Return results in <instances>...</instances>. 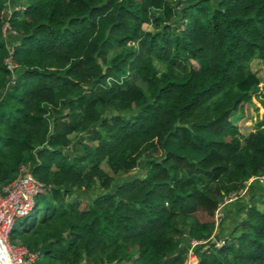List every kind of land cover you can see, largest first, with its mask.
<instances>
[{
	"label": "trees",
	"instance_id": "obj_1",
	"mask_svg": "<svg viewBox=\"0 0 264 264\" xmlns=\"http://www.w3.org/2000/svg\"><path fill=\"white\" fill-rule=\"evenodd\" d=\"M5 1L0 184L21 164L47 184L9 241L37 250L34 264H183L188 247L190 264H264L253 184L213 231L224 197L264 175V109L245 124L251 97L264 107L250 68L264 59V0L15 1L12 82ZM138 159L140 174L117 178Z\"/></svg>",
	"mask_w": 264,
	"mask_h": 264
},
{
	"label": "built area",
	"instance_id": "obj_2",
	"mask_svg": "<svg viewBox=\"0 0 264 264\" xmlns=\"http://www.w3.org/2000/svg\"><path fill=\"white\" fill-rule=\"evenodd\" d=\"M22 6V4H18L8 9H2L1 34L7 41L2 62L10 72V82L16 76L17 64L12 57L13 45L16 41L8 40V37L15 33L9 25L8 17L11 8L17 9ZM257 176L260 178L259 175ZM46 187L47 184L34 177L23 164L19 165L11 180L0 184V264H34L38 255L37 250L29 249L20 243H11L8 232L13 220L28 212L34 195L44 192ZM235 196V194L229 195L228 200ZM218 208L219 205L213 211L214 226L217 225L214 213Z\"/></svg>",
	"mask_w": 264,
	"mask_h": 264
},
{
	"label": "rangeland",
	"instance_id": "obj_3",
	"mask_svg": "<svg viewBox=\"0 0 264 264\" xmlns=\"http://www.w3.org/2000/svg\"><path fill=\"white\" fill-rule=\"evenodd\" d=\"M8 4L12 5H18L17 3H15V1H20V0H13L11 2V0H6ZM9 5V6H10ZM142 27L144 29H149V30H152V27L150 24L148 23H143L142 24ZM7 43V41L5 40L4 41V44ZM128 44H133L131 42H129ZM250 68L251 70L256 74V76L258 77V80H259V85H262L263 81H264V59H257V58H253L251 61H250ZM129 79L132 81V82H135V83H138V84H141L143 86V83L141 82L140 79H138L137 77H134L132 76L131 74L129 75ZM264 107H263V104L262 102L260 101L259 98H256V97H251L250 99V103L248 105V117L247 119L245 120V124L246 125H252V127L254 128L255 126V123H256V120H258L260 118V115H261V112L263 111ZM71 143L75 142V140L79 139L80 138V135L79 134H71ZM153 154L157 153V152H152ZM142 162H143V159H138L135 167H133L131 170H129L128 172H120L118 175H117V178H124V177H128V176H132V175H137V174H140V172L142 171ZM260 178H258V176H250L248 179H247V182L245 184V187L244 188H241V190H239V194L236 195L234 198H232V200H237L239 198H242L244 197V199L242 200V202H239L237 203L239 206L243 205L244 202L246 200H248V195L250 193V184L254 187V194H253V197H252V200L253 202H256L257 204H259V201L260 199L262 198L263 194H264V177L263 175H259ZM97 183V182H96ZM262 187V189H261ZM90 192H88L87 194L88 195H91L93 193H96V192H100L101 191V188L95 184L93 187H91V189H89ZM226 199H224L223 201H221L218 205H219V208L216 210V214L214 213V216H215V219L217 221V225L215 226V228L217 227V233H220L221 231H226L227 228L224 227V210H226V207L225 206V203L226 201L228 200V197H224ZM239 208V207H238ZM238 208H235L237 209V211H235L236 214H238L239 216V210ZM233 215V212L230 214V218L231 216ZM238 216H232V220L236 221L237 217ZM219 230V231H218ZM182 241H181V244L184 245L185 244V241L187 240L184 236L182 237ZM209 240H214V236H211L209 238ZM214 241H217L216 244H219L221 242V240H214ZM194 240H192V243L191 244H194ZM195 257L193 256V254L191 253L190 251V248L188 247L186 252H185V257H184V262L183 264H190L194 261ZM120 264H127L125 261H121Z\"/></svg>",
	"mask_w": 264,
	"mask_h": 264
},
{
	"label": "crops",
	"instance_id": "obj_4",
	"mask_svg": "<svg viewBox=\"0 0 264 264\" xmlns=\"http://www.w3.org/2000/svg\"><path fill=\"white\" fill-rule=\"evenodd\" d=\"M12 1H13V0H11V2H12ZM16 2H17V1H16ZM16 2H15V3H16ZM9 5H10V4H8L7 1H5L3 8L8 9V8L14 6V5H13V6H12V5L9 6ZM239 202H242V200H240ZM239 202L236 201V202L234 203V205H233L232 208H235V207L239 206V205L237 204V203H239ZM230 208H231L230 206H226V210H224V216H225V217H224V225H226V224L229 223V221H230V218H229V217H230V214L234 211V209H233V210H230ZM213 231H217V227H216V228L214 227ZM218 231H219V230H218ZM221 232H223V231H221ZM221 232H220V233H221ZM220 233H219V234H220Z\"/></svg>",
	"mask_w": 264,
	"mask_h": 264
}]
</instances>
